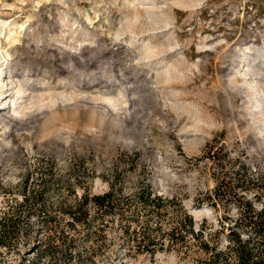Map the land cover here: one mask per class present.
<instances>
[{
	"label": "rangeland",
	"instance_id": "rangeland-1",
	"mask_svg": "<svg viewBox=\"0 0 264 264\" xmlns=\"http://www.w3.org/2000/svg\"><path fill=\"white\" fill-rule=\"evenodd\" d=\"M258 1L0 0V182L95 169L103 193L105 169H153L156 189L218 225L223 209L201 200L210 169H247L264 187ZM209 148L214 163L199 158ZM121 235L97 264H196L171 250L125 255Z\"/></svg>",
	"mask_w": 264,
	"mask_h": 264
},
{
	"label": "trees",
	"instance_id": "trees-1",
	"mask_svg": "<svg viewBox=\"0 0 264 264\" xmlns=\"http://www.w3.org/2000/svg\"><path fill=\"white\" fill-rule=\"evenodd\" d=\"M258 3L262 11L264 0ZM127 157L134 165L135 157ZM199 158L214 163L216 153L209 148ZM210 170L215 186L201 200L223 209L218 225L197 222L183 198L156 189L153 169H105L101 177L109 187L103 193L92 190L95 169H25L16 183L0 182V264L8 254L15 264H97L102 254L116 253V228L125 255L153 258L171 250L196 264H264L262 177L234 167ZM130 174L136 181L126 191ZM27 254H33L28 262Z\"/></svg>",
	"mask_w": 264,
	"mask_h": 264
},
{
	"label": "water",
	"instance_id": "water-1",
	"mask_svg": "<svg viewBox=\"0 0 264 264\" xmlns=\"http://www.w3.org/2000/svg\"><path fill=\"white\" fill-rule=\"evenodd\" d=\"M193 214V213H192Z\"/></svg>",
	"mask_w": 264,
	"mask_h": 264
}]
</instances>
